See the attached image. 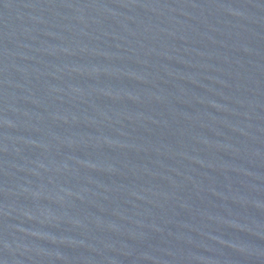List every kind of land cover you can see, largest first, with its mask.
I'll use <instances>...</instances> for the list:
<instances>
[{"label": "water", "instance_id": "water-1", "mask_svg": "<svg viewBox=\"0 0 264 264\" xmlns=\"http://www.w3.org/2000/svg\"><path fill=\"white\" fill-rule=\"evenodd\" d=\"M0 264H264V0H0Z\"/></svg>", "mask_w": 264, "mask_h": 264}]
</instances>
